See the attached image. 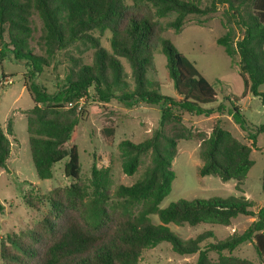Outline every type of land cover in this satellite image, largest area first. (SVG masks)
I'll return each instance as SVG.
<instances>
[{
    "label": "trees",
    "instance_id": "16d2710c",
    "mask_svg": "<svg viewBox=\"0 0 264 264\" xmlns=\"http://www.w3.org/2000/svg\"><path fill=\"white\" fill-rule=\"evenodd\" d=\"M132 1L146 6L148 14H130L125 0H0V57L8 52L27 67L24 88L33 106L24 115L35 174L40 180L51 179L54 164L67 156L63 175L75 182L43 197L49 211L34 228L7 237V243L0 247V264H137L143 251L161 242L180 256L196 255L194 264H264V206L253 211V203L240 195L180 199L159 208L175 178L172 161L179 141L198 138L199 176L234 180L235 190L243 193L253 165L252 148L257 134L264 133V124L253 132L247 129L240 108L232 103L229 115L246 133L249 145L235 138L220 121L208 134L194 133L187 127L181 112L209 117L222 114L224 105L213 107L217 97L213 85L161 32H179L188 16H206L225 6V32L216 44L228 57H238L243 95L251 94L264 106V94L259 91L264 84V0ZM33 16L41 22L38 55L31 48ZM161 19L168 21L160 26ZM107 30L111 32L109 50L102 48L99 39ZM154 44L166 58L167 75L177 98L160 93ZM89 50L93 53L87 64L84 55ZM59 53L64 56L65 76L50 94L36 77L44 68L56 67ZM90 100L103 104L116 100L126 108L143 102L159 106L160 112L149 137L139 143L122 140L117 144L120 169L126 176L134 175L148 156L141 176L131 185H119L109 192L102 187L100 171L92 165V195L88 197L78 182L75 140L77 126L86 115L79 103ZM104 132L107 136L113 133L111 129ZM12 140L13 122L9 120L5 129L0 124V170L6 169ZM261 192L264 196V170ZM153 214L158 217L157 225L150 221ZM237 216L253 220L242 232L234 231L215 242H207L214 238L210 231L184 240L168 227H228ZM244 243L252 244L257 263L232 255Z\"/></svg>",
    "mask_w": 264,
    "mask_h": 264
},
{
    "label": "rangeland",
    "instance_id": "374dc122",
    "mask_svg": "<svg viewBox=\"0 0 264 264\" xmlns=\"http://www.w3.org/2000/svg\"><path fill=\"white\" fill-rule=\"evenodd\" d=\"M125 4L132 15L145 16L149 12L146 6L132 0H125ZM225 12V6H220L213 14L190 15L179 32L163 29L161 35L168 39L176 50L194 65L198 73L213 85L217 94L215 104L224 105L222 114H213L210 118L181 112L182 122L194 133L208 134L213 125L220 121L222 127L248 145L250 141L246 133L233 123L229 115L231 107L223 96L227 95L241 100L244 106L241 113L245 118L247 129L252 132L258 125L264 124V106L258 98L251 94L247 96V99L243 98L244 83L238 72V57L236 55L228 57L216 44V39L225 32ZM32 19L34 32L31 48L33 53L38 55L40 51L36 46V40L40 35L41 22L37 16H33ZM167 21L168 19H161L158 24L163 26ZM237 33L240 31L237 30ZM95 35L99 36L97 33ZM110 36L109 30L99 36L100 44L106 50H109ZM154 46L153 61L160 93L176 98L173 82L167 75L166 58L160 48L156 44ZM92 53L93 51L89 50L84 55L85 63L91 62ZM55 63L54 69L44 68L36 77V82L50 94L61 86L65 76L63 53L57 55ZM26 78L27 67L24 61L14 60L8 52L0 57V124L5 129L7 122L11 120L14 137L6 169L0 170V247L2 243H7L8 236L34 228L50 209L43 197L51 190L68 187L75 183L63 175V166L67 161V156L54 164L51 179L40 180L35 174L24 115V112L33 106V101L24 88ZM259 91L264 94V84L259 87ZM79 106L85 108L86 115L77 126L75 140L80 166L78 182L86 189L88 197L92 195L90 184L92 165L100 171L102 187L109 192L114 191L119 185L128 186L134 183L141 176L148 162V156L143 158L134 175L126 176L120 169L117 144L122 140L139 143L149 137L151 131L158 125L160 107L137 102L132 107L126 108L116 100H111L107 104L90 100L86 104L79 103ZM107 129L113 131L110 136L105 135L104 131ZM198 146L197 137L178 142L177 154L172 161L175 178L169 194L159 204L160 209L180 199L225 198L240 195L246 196L253 203L252 210L254 211L264 206V196L261 192V176L264 170V133L257 134L256 144L252 148L250 158L253 165L242 186L243 193L235 190L234 180L222 182L214 176L201 177L198 175V168L201 164ZM242 217H237L239 219L234 222L233 227L232 225L224 227L211 224H199L194 227L186 224L183 226L169 224L168 227L184 240L210 231L214 238L207 242H215V240L228 237L231 234V228L235 232H242L244 230L242 222L248 219V217ZM149 218L152 224H159L156 215H150ZM232 255L257 263L251 243L238 246ZM195 260L196 255L180 256L171 251L168 243L161 242L156 247L143 251L137 264H194Z\"/></svg>",
    "mask_w": 264,
    "mask_h": 264
},
{
    "label": "crops",
    "instance_id": "0c3cea01",
    "mask_svg": "<svg viewBox=\"0 0 264 264\" xmlns=\"http://www.w3.org/2000/svg\"><path fill=\"white\" fill-rule=\"evenodd\" d=\"M243 95V94H242ZM248 95H250L249 93H246V94H244L243 95V98L244 99H247L248 97ZM224 98H225V100L228 102V105H230L231 103L233 104V105H235V106H238L239 108H240V111L242 112V110L244 109V106H242V104H241V100L240 99H237V101H235V100H233L234 98L233 97H230V96H227V95H225V96H223ZM222 97V98H223ZM177 98V97H176ZM216 100H217V97H216ZM216 106V104H214L213 105V107H215ZM209 118H210V116H209ZM235 128V127H234ZM237 130V129H236ZM249 145V144H248ZM245 198H246V196H244ZM254 211V210H253ZM238 217V216H237ZM235 218V219H233L232 221H231V225H232V227L234 226V222L236 221V220H238L239 218ZM242 218H246V216H243ZM252 220H253V218H250V217H248V219H245L243 222H242V224L244 225L243 227H244V229H245V227L246 226H248L251 222H252ZM235 230L234 229H232L231 228V234L234 232ZM230 234V235H231ZM213 254H210V258H213Z\"/></svg>",
    "mask_w": 264,
    "mask_h": 264
},
{
    "label": "built area",
    "instance_id": "2783aa9c",
    "mask_svg": "<svg viewBox=\"0 0 264 264\" xmlns=\"http://www.w3.org/2000/svg\"><path fill=\"white\" fill-rule=\"evenodd\" d=\"M10 82V81H9ZM81 103V102H80Z\"/></svg>",
    "mask_w": 264,
    "mask_h": 264
}]
</instances>
